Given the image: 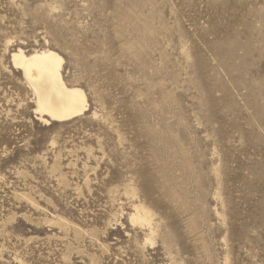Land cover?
<instances>
[{
    "label": "rangeland",
    "instance_id": "rangeland-1",
    "mask_svg": "<svg viewBox=\"0 0 264 264\" xmlns=\"http://www.w3.org/2000/svg\"><path fill=\"white\" fill-rule=\"evenodd\" d=\"M19 49L88 110L41 122ZM0 264H264V0H0Z\"/></svg>",
    "mask_w": 264,
    "mask_h": 264
},
{
    "label": "bare ground",
    "instance_id": "bare-ground-1",
    "mask_svg": "<svg viewBox=\"0 0 264 264\" xmlns=\"http://www.w3.org/2000/svg\"><path fill=\"white\" fill-rule=\"evenodd\" d=\"M11 58L33 92L34 111L41 122L68 121L88 110L85 91L79 87L68 86L65 82L63 76L65 60L61 55L50 49L31 52V54L19 49ZM151 220V212L141 202L134 205L130 221L135 226H150Z\"/></svg>",
    "mask_w": 264,
    "mask_h": 264
}]
</instances>
